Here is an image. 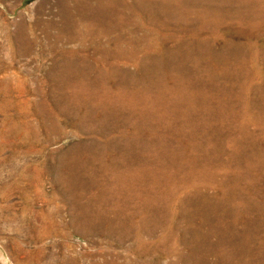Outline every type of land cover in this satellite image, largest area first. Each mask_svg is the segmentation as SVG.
<instances>
[{
  "label": "rangeland",
  "instance_id": "obj_1",
  "mask_svg": "<svg viewBox=\"0 0 264 264\" xmlns=\"http://www.w3.org/2000/svg\"><path fill=\"white\" fill-rule=\"evenodd\" d=\"M0 264H264V0H0Z\"/></svg>",
  "mask_w": 264,
  "mask_h": 264
}]
</instances>
